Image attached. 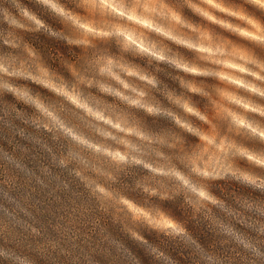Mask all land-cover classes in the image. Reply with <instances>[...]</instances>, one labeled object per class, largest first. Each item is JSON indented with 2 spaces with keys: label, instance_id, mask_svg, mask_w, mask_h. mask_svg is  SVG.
<instances>
[{
  "label": "clouds",
  "instance_id": "9594fccd",
  "mask_svg": "<svg viewBox=\"0 0 264 264\" xmlns=\"http://www.w3.org/2000/svg\"><path fill=\"white\" fill-rule=\"evenodd\" d=\"M37 35L74 58L45 56ZM262 53L264 0H0V132L40 146L46 174L77 182L138 241L145 229L195 243L152 203L179 199L261 257ZM21 258L0 245V264Z\"/></svg>",
  "mask_w": 264,
  "mask_h": 264
},
{
  "label": "rangeland",
  "instance_id": "374dc122",
  "mask_svg": "<svg viewBox=\"0 0 264 264\" xmlns=\"http://www.w3.org/2000/svg\"><path fill=\"white\" fill-rule=\"evenodd\" d=\"M172 15L178 19L175 13ZM28 38L45 56H55L59 52L66 58H74L72 52L56 39L45 35ZM0 145L8 152L15 149L17 156L15 161L5 163L4 158L9 159L8 154L0 153V245L13 248L32 264H99L93 254L96 244L92 235L107 230V264H142L139 261V241L133 240L124 222H114L111 215L99 212L95 202L81 186L64 173L53 169L52 174H46L42 170L40 165L47 162L48 158L40 146L13 141L6 132H0ZM65 183L69 184L68 188L64 187ZM234 190L240 191L228 184L217 186V191L225 195ZM152 203L162 207L174 218L186 217L191 223L188 225L192 227L206 224L194 219L179 199L153 200ZM171 203H177L182 211L169 210L171 208L167 205H173ZM139 231L148 234L155 232L157 237H163L156 231ZM191 236L195 243L185 237L174 239L184 242L188 251L195 253L204 264H220L221 261L223 264H264V256L256 257L242 246L226 243L217 234L216 242L214 240L204 247L196 242L194 235ZM261 247L264 251V246ZM153 248L156 252L152 251ZM146 251L159 258L162 264H173L164 254L159 255L162 252L151 240L146 245ZM22 258L15 264H25ZM8 264L14 262L9 261Z\"/></svg>",
  "mask_w": 264,
  "mask_h": 264
},
{
  "label": "trees",
  "instance_id": "16d2710c",
  "mask_svg": "<svg viewBox=\"0 0 264 264\" xmlns=\"http://www.w3.org/2000/svg\"><path fill=\"white\" fill-rule=\"evenodd\" d=\"M173 205H167L169 210L171 211H182L181 207L177 205V203H171ZM179 216L181 213H177ZM184 218V219H183ZM176 219L185 222L184 224L187 226L190 234L196 237V242L200 244L202 247L212 244V241L215 240L216 234H214L206 224H201V226L192 227V225H188L190 221L186 219V217H177ZM183 219V220H182ZM191 224V223H190ZM155 232L152 233H141L145 242L139 241V261L142 264H162L160 259L155 258L150 253L146 251V245L151 241L155 242L156 246L160 251L167 256L168 259L173 261L175 264H204L198 258L195 253L188 251V246L177 239L172 237H165L163 235L162 238L154 235ZM94 239L95 249L94 256L99 264H107L106 260V251L109 244V233L108 231L97 232L92 235ZM135 240V239H133ZM216 242V240H215Z\"/></svg>",
  "mask_w": 264,
  "mask_h": 264
}]
</instances>
